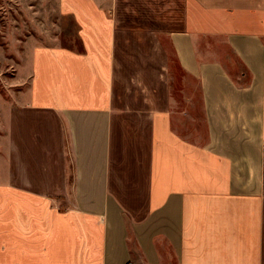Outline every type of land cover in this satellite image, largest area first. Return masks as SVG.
Listing matches in <instances>:
<instances>
[{
  "label": "crops",
  "instance_id": "0c3cea01",
  "mask_svg": "<svg viewBox=\"0 0 264 264\" xmlns=\"http://www.w3.org/2000/svg\"><path fill=\"white\" fill-rule=\"evenodd\" d=\"M60 1L1 127L0 264H264V0Z\"/></svg>",
  "mask_w": 264,
  "mask_h": 264
},
{
  "label": "rangeland",
  "instance_id": "374dc122",
  "mask_svg": "<svg viewBox=\"0 0 264 264\" xmlns=\"http://www.w3.org/2000/svg\"><path fill=\"white\" fill-rule=\"evenodd\" d=\"M60 7V0H0V132L2 123L10 116V111L18 107L28 87V66L33 48L38 44L67 43L75 36L73 21L62 15ZM225 54H229L227 63L231 72L242 73L236 56L229 51ZM176 70L182 75L177 67L174 72ZM182 79L180 77L179 85L174 82L176 113L189 120L185 124L177 120L176 127L185 136L190 134L198 140L203 139L205 125L199 82L192 84L188 97Z\"/></svg>",
  "mask_w": 264,
  "mask_h": 264
}]
</instances>
